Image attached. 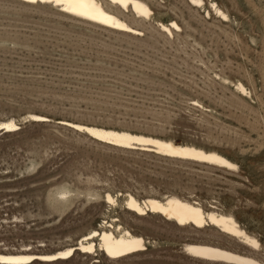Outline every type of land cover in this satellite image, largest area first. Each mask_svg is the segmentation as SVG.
Listing matches in <instances>:
<instances>
[{
  "label": "rangeland",
  "instance_id": "1",
  "mask_svg": "<svg viewBox=\"0 0 264 264\" xmlns=\"http://www.w3.org/2000/svg\"><path fill=\"white\" fill-rule=\"evenodd\" d=\"M217 1L231 20L211 0L204 7L149 0L153 18L125 11L141 31L134 33L51 4L0 0V122L18 124L0 129V252H51L120 220L145 235L148 249L123 259L78 251L29 264H226L185 252L188 241L250 252L214 225L180 227L126 209L129 194L176 193L233 212L261 239L264 260V0ZM173 19L182 29L169 35L161 23ZM238 80L248 93L237 90ZM68 121L217 149L239 167L113 146ZM65 188L78 195L58 209L50 195ZM110 192L117 204L105 198Z\"/></svg>",
  "mask_w": 264,
  "mask_h": 264
},
{
  "label": "bare ground",
  "instance_id": "2",
  "mask_svg": "<svg viewBox=\"0 0 264 264\" xmlns=\"http://www.w3.org/2000/svg\"><path fill=\"white\" fill-rule=\"evenodd\" d=\"M27 3L51 4L53 7L61 8L70 16L78 17L87 22H93L97 26H104L112 30L141 32L136 26L127 21L125 11H130L132 16L143 19L153 18L154 9L149 0H23ZM195 6L204 7L207 0H189ZM213 10L225 20H231L230 14L223 10L217 0H211ZM211 15V10H207ZM128 18V17H127ZM130 19V18H129ZM161 28L174 35V32L182 29L177 20L161 23ZM224 80L229 78L219 75ZM232 82V81H231ZM237 90L248 93V89L242 80L235 83ZM209 91V90H208ZM197 100V99H196ZM204 107L202 101H195ZM34 119H44L43 115L31 114ZM75 128H80L96 139L107 142L113 146H124L135 148L138 146L147 151H154L163 156L189 161H198L209 165L227 167L235 170L239 164L217 149H207L193 143H178L172 138L160 137L155 134H145L142 132H132L130 130H120L113 127H104L97 124H87L84 122L68 121ZM0 129L7 131L15 130L18 127L14 119H7L0 122ZM197 162V163H198ZM78 194L73 190L65 188L54 195H50V203L60 209L72 202ZM109 203L117 204V198L111 192L105 197ZM126 209L135 218L144 217L152 213H157L167 221H173L178 226L191 225L195 228H205L216 226L221 233L228 234L236 240L250 247V252H241L231 247H226L217 243L198 241L185 242L184 251L195 256L210 261H220L226 264H264L260 254L262 241L258 235L252 234L247 227L241 224L233 212H224L218 208L207 209L198 199L192 200L188 197L170 193L165 198L158 196H148L143 199L133 194L125 199ZM110 225L92 229L89 233H84L78 239V243L66 245L51 252L47 251H6L0 252V264H29L36 262H53L73 259L74 255L80 251L82 254L91 257L94 253H102L114 259L128 258L142 253L148 249V239L143 233L135 232L130 226L123 222L108 221ZM172 229V228H171Z\"/></svg>",
  "mask_w": 264,
  "mask_h": 264
}]
</instances>
